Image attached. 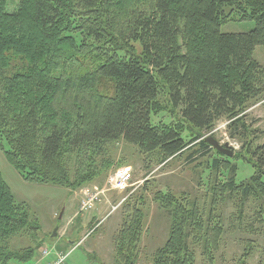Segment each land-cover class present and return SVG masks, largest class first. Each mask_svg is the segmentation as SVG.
<instances>
[{
    "label": "trees",
    "instance_id": "obj_1",
    "mask_svg": "<svg viewBox=\"0 0 264 264\" xmlns=\"http://www.w3.org/2000/svg\"><path fill=\"white\" fill-rule=\"evenodd\" d=\"M8 2L0 0V149L23 179L79 187L96 174L85 170L95 155L119 140L161 162L185 154L195 163L214 149L199 132L226 118L260 173L237 183L236 165L218 151L199 164L216 173L226 162L221 197L263 196L264 147H253L244 111L264 93V61L253 54L261 46L264 56V0H17L12 9ZM235 19L254 26L221 31ZM161 95L192 137H182L179 123L153 121L165 109ZM160 200L171 222L153 263L195 264L186 228L205 229L195 204L170 192ZM143 216L135 206L122 220L113 264H134ZM39 228L0 171V264L29 260L35 247L9 242L35 240ZM215 231L219 237L218 223Z\"/></svg>",
    "mask_w": 264,
    "mask_h": 264
},
{
    "label": "rangeland",
    "instance_id": "obj_2",
    "mask_svg": "<svg viewBox=\"0 0 264 264\" xmlns=\"http://www.w3.org/2000/svg\"><path fill=\"white\" fill-rule=\"evenodd\" d=\"M16 3L17 0H9L7 4L12 9ZM253 26L252 21L235 19L220 29L222 32H244ZM253 54L263 63L261 46H256ZM159 99L164 101L165 109L153 115V121L179 123L182 137H192L194 130L181 119L178 110H171L163 95ZM244 113L246 123L251 125L248 133L253 147H264V93L249 101ZM227 124L228 120L221 118L210 131H200L198 138L212 136L220 144L227 143L232 148V155L223 159L236 165L234 177L237 183L247 181L260 170L243 147L240 135L232 137ZM215 156L217 153L213 149L208 158L195 163L187 162L185 154L161 162L153 155L141 153L135 145L119 140L110 143L102 155H95L94 163L85 169L90 174L96 172L91 180L79 187H65L23 179L0 149L3 179L15 199L26 204L40 227L35 240L24 234L10 240L12 249L33 246L35 250L29 260H14L9 264H113L114 235L135 206L143 209L144 216L134 264H154L153 255L164 245L170 231V214L160 205V195L166 192L180 195L190 205L194 203L203 221L200 227H205L204 230H196L193 234L190 227L186 228L195 264H264V211L260 212L264 207V194L262 197L249 196L244 202L235 194L221 197L224 193L216 184L229 176L226 162L221 160L216 173L207 166L208 163L199 164ZM68 167L75 168L73 159ZM119 167H130L132 172L131 185L123 192L110 183L114 170ZM92 195L97 199L89 208L80 209L81 198L88 199ZM217 223L221 227L219 237L216 231L211 232V227ZM205 231L207 237L214 235L211 241Z\"/></svg>",
    "mask_w": 264,
    "mask_h": 264
},
{
    "label": "built area",
    "instance_id": "obj_3",
    "mask_svg": "<svg viewBox=\"0 0 264 264\" xmlns=\"http://www.w3.org/2000/svg\"><path fill=\"white\" fill-rule=\"evenodd\" d=\"M132 181V172L130 167H119L114 170L110 179L111 185L119 191H125L130 186ZM96 195L90 196L88 199H82L80 201V209H87L92 204L93 200H96ZM61 261V259H60Z\"/></svg>",
    "mask_w": 264,
    "mask_h": 264
},
{
    "label": "water",
    "instance_id": "obj_4",
    "mask_svg": "<svg viewBox=\"0 0 264 264\" xmlns=\"http://www.w3.org/2000/svg\"><path fill=\"white\" fill-rule=\"evenodd\" d=\"M204 141L210 144L216 151L223 153L225 155H228V156L232 155V148H230V146L227 143L220 144L212 136L205 137Z\"/></svg>",
    "mask_w": 264,
    "mask_h": 264
}]
</instances>
